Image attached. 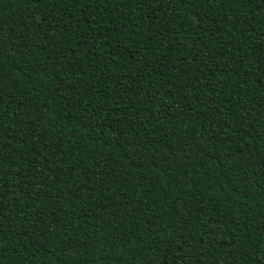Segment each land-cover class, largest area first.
Here are the masks:
<instances>
[{"label": "trees", "instance_id": "obj_1", "mask_svg": "<svg viewBox=\"0 0 264 264\" xmlns=\"http://www.w3.org/2000/svg\"><path fill=\"white\" fill-rule=\"evenodd\" d=\"M0 264H264V0H0Z\"/></svg>", "mask_w": 264, "mask_h": 264}]
</instances>
